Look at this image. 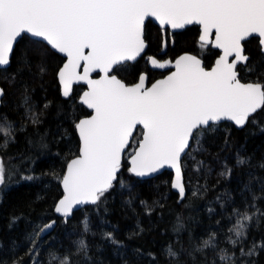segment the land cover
<instances>
[{"label":"trees","instance_id":"16d2710c","mask_svg":"<svg viewBox=\"0 0 264 264\" xmlns=\"http://www.w3.org/2000/svg\"><path fill=\"white\" fill-rule=\"evenodd\" d=\"M145 29L146 51L155 54L161 47L160 29L151 20ZM197 33L195 25L176 32L167 52L201 54ZM244 46L250 57L246 63L256 70L250 73L239 65L240 79L264 83V53L258 39L250 38ZM213 54L205 52L206 65ZM62 62V56L47 44H33L25 35L16 42L9 66L0 70L4 90L0 123L6 118L14 129V142L0 151L13 172L11 181L0 185V264L20 260L22 264H49L52 256L57 257L53 264H60L65 255L71 256V264H223L221 249L235 254V264H264V248H258V255L252 257L240 255L241 247L247 251L254 243L264 242V217L248 222L246 237L235 247L229 243L233 235L229 229L237 220L233 209L245 210L246 205L253 204L255 195L260 198L254 202L256 207L248 208L249 213L256 208L264 212V168L260 167L264 164V110L253 117L259 125L248 122L236 128L223 121L205 132L201 139L204 150L190 149L182 159L186 196L180 202L170 187V171L138 179L124 161L119 172L123 186L115 182L98 206L86 205L73 211L66 221L57 217L53 209L62 195L60 180L79 146L75 123L89 113L77 99L81 86H74L70 97L61 96L56 72ZM41 67L45 71L41 72ZM141 70L156 73L147 68L144 56L115 73L130 82ZM29 110L38 115V123H32ZM237 155L248 163L237 165ZM227 169H231L230 175H221ZM86 216L90 231L84 233L82 221ZM50 219L56 220L53 230L37 238L35 233ZM106 232L120 244L106 239ZM212 233H216V247L197 251ZM81 238L89 245L91 260L76 253L74 242ZM33 240L37 241L35 246ZM33 247L35 251L29 253ZM169 247L176 257L167 255Z\"/></svg>","mask_w":264,"mask_h":264},{"label":"snow or ice","instance_id":"6c2138e0","mask_svg":"<svg viewBox=\"0 0 264 264\" xmlns=\"http://www.w3.org/2000/svg\"><path fill=\"white\" fill-rule=\"evenodd\" d=\"M149 17L172 29L198 24L201 47L214 44L224 54L210 71L205 70L196 56L183 55L175 62L176 71L150 88L144 86V75L139 83L128 86L112 73L126 68L127 62L135 61L143 52L144 25ZM213 32L214 41L209 39ZM25 35L30 36L33 44L46 42L51 49L66 55L67 62L57 74L64 97H70L74 82L84 81L88 85L80 100L93 114L75 123L79 151L67 164L60 180L64 195L55 207V212L64 217L77 205L98 206L115 182L123 186L119 178L121 154L137 126H142L139 131L143 138L128 171L144 177L165 166L175 169L172 188L183 199L186 190L181 161L190 149L204 150L201 139L206 131L222 120L234 122L239 128L248 122L259 125V120L253 117L264 110V83L259 80L242 83L236 69L238 63H244L250 73L256 70L255 66L248 67L246 62L250 57L243 54L242 42L246 39L258 35L264 52V0H0V66L10 64L14 42ZM233 53L235 59L229 63L228 57ZM150 59L160 68L168 63ZM81 66L83 74L77 72ZM40 70L43 72L45 68ZM95 70L104 75L91 79L90 73ZM3 94L4 90L0 89V96ZM29 113L32 123H38V115L30 110ZM13 133L11 123L5 118L0 123V151L14 142ZM198 163L203 166L202 162ZM247 163L248 160L237 155V165ZM260 167L264 168V164ZM230 173L231 169H227L221 175ZM12 175L0 156V185L11 181ZM21 179L34 177L21 176ZM259 198L253 195V204L246 205L243 211L233 209L237 220L229 229L233 234L229 243L234 247L246 237L248 222L264 217L259 208L251 214L248 211L249 207H256L254 202ZM82 225L84 233L90 231L87 216ZM51 227L52 224H45L35 233L36 237ZM104 236L114 245L120 244L111 232ZM215 238L216 233L210 234L196 250L215 248ZM36 242L32 241L34 246ZM74 243L76 253L91 260L85 239ZM258 248H264V242L254 243L247 251L241 247L240 255H258ZM33 251L35 247L29 249V253ZM166 251L169 257L177 256L171 247ZM150 255L155 258L154 254ZM56 258L52 256L49 264ZM220 260L223 264H235V254L221 249ZM13 264H22V260ZM60 264H71V256L65 255Z\"/></svg>","mask_w":264,"mask_h":264},{"label":"water","instance_id":"95a60500","mask_svg":"<svg viewBox=\"0 0 264 264\" xmlns=\"http://www.w3.org/2000/svg\"><path fill=\"white\" fill-rule=\"evenodd\" d=\"M148 19L152 20V21H153L156 25H158L159 27H168V28H169L170 30H172V31L182 30V29H184L186 26H189V25H186L184 28H181V29H172L170 25H161L160 22H159L158 20H156L154 17L146 18V21H147ZM146 21H145V23H146ZM191 25H192V24H191ZM195 25H198V24H195ZM144 26H145V25H144ZM198 27H199V35H198V40H199V36H200V34H201V26L198 25ZM213 33H214V32H213ZM27 36H28V35H27ZM28 37H30V36H28ZM254 37H256V38L258 39V43H259V37H258V35L254 36ZM209 39L212 40V41H214V40H215V35L213 34V37L210 36ZM249 39H250V38H249ZM18 40H19V38H18ZM18 40H17V41H18ZM144 40H145V39H144ZM246 40H248V39H246ZM246 40H245V41H246ZM17 41L14 42V46H15V44H16ZM199 41H200V40H199ZM245 41H244V42H245ZM200 42H201V41H200ZM244 42H242V43H243V48H244V52H243V54L246 55V56H248V54L245 52ZM45 44H46V42H45ZM145 45H146V46H145L143 52L140 54V56L144 53V51H145V49H146V47H147V42H146V41H145ZM210 45H211V47H213V48H215V49H218V50H219V54H218V56L214 59L212 65H211L209 68H206V67L203 65V60H202L200 57H198L197 55H195V54H193V53H189V52L181 53V54H179L178 56H176L173 60L167 58V59H164V60L160 61V60H158V59H157L156 57H154V56H149L148 59H147V65H148L149 68H151V69H155V70H161V71L170 68V71H169L168 73H166L164 76H162V77H158V78L154 79L150 84H147V74L144 73V72H141V73L139 74L137 81H135L134 83L128 84V83H126L124 80H122V79H121V80H122L126 85H128V86H133V85H135L136 83H139V78H140V76H141V75H144V76H145V85H144V86H145L146 88H150L151 85H152L153 83H155L156 81H158V80H162V79L166 78L167 76L171 75L172 72L176 71V68H175V62H176V60H178V59H179L181 56H183V55H193V56H196L197 59H200V60H201V63H202V65L204 66L205 70L210 71L211 68L215 66V62H216V60L219 59V57L222 56V55L224 54L222 48H217V47L214 46V44H210ZM259 46H260V50H261V45L259 44ZM49 47H50V46H49ZM50 48H51V47H50ZM52 50H53V49H52ZM53 51H55V50H53ZM55 52H56V51H55ZM261 52H262V51H261ZM56 53H58V52H56ZM262 53H264V52H262ZM58 54H59L60 56H62V58H63V62L61 63V65L59 66V68H58V70H57V72H56V78H57V82H58V85H59V90H60V94H61V96H62L63 98H68V97H64V96L62 95V85L60 84L59 79H58V76H57V74H58V72H59V69L63 66L64 63L67 62V57H66V55H64V54H61V53H58ZM11 55H12V54H10V59H11ZM140 56H138V57L136 58V60H137ZM150 58L155 59L158 63H165V62H168V63L165 64V67L160 68V67L154 66V65L151 63V59H150ZM233 59H235V54H234V53H233L231 56L228 57V62L231 63V61H232ZM136 60H135V61H136ZM129 62L132 63V62H134V61H129ZM239 64H243V65H244V63H238V65H239ZM8 66H9V65H7V66H0V70H1V69H4V68H7ZM236 71H237V73H238V78L240 79V77H239V72H238L237 69H236ZM77 72L80 73V74H83V67L81 66L80 68H78V69H77ZM112 74H114V73H112ZM102 75H104V74L101 73V72H99V70H95V71H93L92 73H90V78H91V79H99ZM114 75H116V74H114ZM117 77H118V76H117ZM118 78H119V77H118ZM119 79H120V78H119ZM240 80H241L242 83L256 82V81H252V80H242V79H240ZM75 85H83V86H84L83 90H82V91L80 92V94H79L78 102L81 103V104H82V105H83V106L89 111V114L80 117V118L77 120V122H78L80 119L87 118L88 116L92 115L93 113H92V110L89 109V108L87 107V105L83 104L82 101L80 100V97L83 95V93H84L85 91L88 90V85H87V83L84 82V81L74 82V83H73V86H72V89H73V87H74ZM0 89H3V88L0 86ZM71 93H72V92H71ZM71 93H70V95H71ZM1 100H2V96H0V103H1ZM223 121H227V122H229V123H231V124H233V125L235 126L234 122H231V121H228V120H222V121H219V122H217V123H220V122H223ZM77 122H76V123H77ZM217 123H216V124H217ZM235 127H236V128H239V127H237V126H235ZM138 128L141 129L142 126H137V129H138ZM75 129H76V128H75ZM137 129H134V130H133V135H134V133L136 132ZM76 133H77L78 140H79V134H78V131H77V130H76ZM132 138H133V136L130 138L129 144L126 146L125 150H124V151L122 152V154H121V164L125 161V162L127 163V165H128V169L131 167V159H132V156L135 154V151H136V150L138 149V147H139V141L142 140L143 137H142V134H140V137H139V139L137 140V143H136L135 147L133 148V151H132L128 156H126L125 154H126L128 148L130 147V145H131V143H132ZM78 151H79V146H78ZM78 151H77V153H76L75 155H73V156L67 161L66 166H65L64 173H65L66 170H67V164L70 162L71 159L75 158V156L78 154ZM181 164H182V161H181ZM165 170H168V171L171 172L170 187H171V189H172L174 192H176V193L178 194V201L180 202L182 199H181L180 196H179V192H178V190L172 188V182H173V180H174V178H175V169H172V168H170V167H168V166H165L164 168L160 169L158 172H156V173H152V174H149L148 176H144V177H138V176H135V175L132 174V173H131V174H132L133 176H135L136 178H138V179H148V178H153V177H155L156 175L162 173V172L165 171ZM64 173H63V174H64ZM62 176H63V175H62ZM182 177H183V182H184L183 168H182ZM61 179H62V177H61ZM184 184H185V182H184ZM60 187H61V190H62V195H61V196L58 198V200L56 201L53 211H54V214H55L57 217H61V218H63V220L66 221V220H68V219L71 217V215H72L73 212H72L68 217H64V216H62L61 214L55 212L56 204L58 203V201H59V200L63 197V195H64L63 186H62L61 182H60ZM185 190H186V188H185ZM86 205H91V204H84V205H77V206H74L73 211H76V210H78V209H81L82 207H84V206H86ZM53 222H54V223H53ZM45 224H52V227L49 228V229H47V230H45V232L42 233V234L40 235V237L45 236L46 234L50 233V232L53 230V228H54L55 225H56V220H55V219H50V220H49L47 223H45ZM45 224H44V225H45ZM44 225H43V226H44ZM43 226H42V227H43Z\"/></svg>","mask_w":264,"mask_h":264},{"label":"flooded vegetation","instance_id":"af4514ba","mask_svg":"<svg viewBox=\"0 0 264 264\" xmlns=\"http://www.w3.org/2000/svg\"><path fill=\"white\" fill-rule=\"evenodd\" d=\"M148 20H150V19H148ZM147 20V21H148ZM146 21V22H147ZM152 21V20H151ZM153 22V21H152ZM154 23V22H153ZM146 24V23H145ZM192 25H195V24H192ZM192 25H189V26H192ZM158 26V25H157ZM196 27H197V30H198V33H197V36H196V40H197V42H198V44H200L201 45V42L198 40V35H199V27H198V25H195ZM159 27V26H158ZM186 27H188V26H186ZM185 27V28H186ZM184 28V29H185ZM159 29H160V33H161V47H160V50L157 52V53H155V54H152V53H148L146 50H147V47H146V49H145V51H144V53L141 55V56H144V60L146 61V66H147V68H149L148 67V65H147V59H148V57L149 56H154V57H156L158 60H160V61H162V60H164V59H167V58H169V59H171V60H173L176 56H178L179 54H181V53H184V52H189V53H193V54H195V55H197L198 57H200L202 60H203V65L206 67V68H209L211 65H212V63H213V61H214V59L218 56V54H219V50L218 49H215V48H213V47H211V45L210 44H207V45H204V47H203V52L201 53V54H196V53H194V52H190V51H180V52H177L176 54H174V55H171V54H169L168 52H167V47H168V45H173L174 44V40H175V33L176 32H178V31H181V30H177V31H172V30H170L168 27H159ZM184 29H182V30H184ZM145 34H146V29H145V26H144V39H145V41L147 42V40H146V38H145ZM214 34V33H213ZM213 34L211 35V37H213ZM147 45H148V43H147ZM206 51H213L214 52V54H213V56H212V60H211V62L208 64V65H206L205 63H204V58H203V56H204V54H205V52ZM140 56V57H141ZM139 57V58H140ZM128 63V62H127ZM131 63V62H130ZM133 63V62H132ZM239 65H243V64H239ZM238 65V66H239ZM238 66H237V70H238ZM150 70H152V71H155L156 73H154V74H150L147 70H141L140 72H139V74L141 73V72H144V73H146L147 74V84H150L154 79H156V78H158V77H162V76H164L166 73H168L169 71H170V68H168V69H166V70H155V69H151V68H149ZM239 72V71H238ZM114 74H116L115 72H114ZM139 74L137 75V77H136V79H134L133 81H130V82H127V81H125L124 79H122L121 77H119L117 74V76L120 78V79H122V80H124L126 83H128V84H131V83H134L135 81H137V79H138V76H139ZM76 86V85H75ZM79 86H81V89H80V92L83 90V88H84V86L83 85H79ZM74 88V87H73ZM72 92H73V89H72ZM80 92H79V94H80ZM72 94V93H71ZM79 94H78V97H79ZM78 99V98H77ZM89 112V111H88ZM89 114V113H88ZM87 114V115H88ZM140 128H138L136 131H138ZM135 134H136V132L134 133V135H133V138H135ZM133 140V139H132Z\"/></svg>","mask_w":264,"mask_h":264},{"label":"rangeland","instance_id":"374dc122","mask_svg":"<svg viewBox=\"0 0 264 264\" xmlns=\"http://www.w3.org/2000/svg\"><path fill=\"white\" fill-rule=\"evenodd\" d=\"M140 131H136V134H135V138H133L132 140V143L130 145V147L128 148L127 152H126V156H128L132 151H133V148L135 147L136 143H137V140L138 138L140 137Z\"/></svg>","mask_w":264,"mask_h":264}]
</instances>
